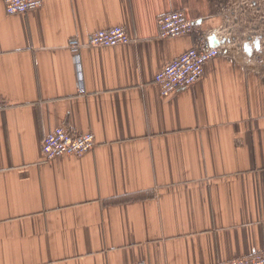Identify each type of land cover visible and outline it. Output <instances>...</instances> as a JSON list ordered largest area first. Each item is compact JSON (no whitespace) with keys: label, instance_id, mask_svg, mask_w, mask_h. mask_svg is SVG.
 <instances>
[{"label":"crops","instance_id":"crops-1","mask_svg":"<svg viewBox=\"0 0 264 264\" xmlns=\"http://www.w3.org/2000/svg\"><path fill=\"white\" fill-rule=\"evenodd\" d=\"M0 0V264H223L264 253V78L219 56L162 97L155 74L208 47L212 0ZM183 12L192 33L162 39ZM122 27L130 42L67 43ZM95 147L45 162L56 128Z\"/></svg>","mask_w":264,"mask_h":264},{"label":"built area","instance_id":"built-area-1","mask_svg":"<svg viewBox=\"0 0 264 264\" xmlns=\"http://www.w3.org/2000/svg\"><path fill=\"white\" fill-rule=\"evenodd\" d=\"M216 15L221 18L220 26L208 34L215 36L222 44L217 48H204L198 50L191 48L179 57L170 61L159 70L153 82L158 87L160 96L166 97L185 88H190L200 80L204 66L209 61L224 56L234 58L233 46L237 37L231 34L241 32V26H232L234 22L233 0H213ZM7 16L24 15L42 7V0H2ZM160 38H177L188 35L193 31V22L186 18L183 12L173 11L160 16L157 20ZM235 29V30H234ZM208 38H205V43ZM130 38L122 27H113L93 33L85 44L76 38L67 43V50L75 62L76 78L79 91L83 92L80 72L79 52L84 47L113 48L126 45ZM95 147L94 136L90 133L76 134L65 128H56L49 132L41 141V155L45 162H50L62 156H81ZM134 264H147L144 261ZM223 264H264V253L254 254L248 258L232 260Z\"/></svg>","mask_w":264,"mask_h":264},{"label":"rangeland","instance_id":"rangeland-1","mask_svg":"<svg viewBox=\"0 0 264 264\" xmlns=\"http://www.w3.org/2000/svg\"><path fill=\"white\" fill-rule=\"evenodd\" d=\"M232 9V26L240 25L242 29L231 34L237 37L235 56L250 62L251 70L264 78V0H233Z\"/></svg>","mask_w":264,"mask_h":264},{"label":"water","instance_id":"water-1","mask_svg":"<svg viewBox=\"0 0 264 264\" xmlns=\"http://www.w3.org/2000/svg\"><path fill=\"white\" fill-rule=\"evenodd\" d=\"M219 45H220V43L215 36H210L208 38V47L209 48H217Z\"/></svg>","mask_w":264,"mask_h":264}]
</instances>
